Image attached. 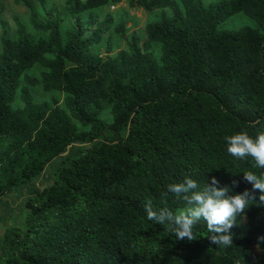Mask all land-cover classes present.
<instances>
[{
  "label": "trees",
  "instance_id": "16d2710c",
  "mask_svg": "<svg viewBox=\"0 0 264 264\" xmlns=\"http://www.w3.org/2000/svg\"><path fill=\"white\" fill-rule=\"evenodd\" d=\"M14 1L39 34L0 32V206H24L0 264H264V0H127L161 15L104 55L124 20L93 9L120 0H64L63 31Z\"/></svg>",
  "mask_w": 264,
  "mask_h": 264
},
{
  "label": "rangeland",
  "instance_id": "374dc122",
  "mask_svg": "<svg viewBox=\"0 0 264 264\" xmlns=\"http://www.w3.org/2000/svg\"><path fill=\"white\" fill-rule=\"evenodd\" d=\"M32 7L37 11L41 17H47V10L53 5L58 6L60 11L59 15L62 18L61 30L63 31L68 22L70 16L65 14L63 10L64 0H44L43 4H39L36 0H30ZM207 1V0H206ZM93 12L97 15L96 21L104 19L107 13H110L114 19V22L118 21L119 18H123L125 26L126 38L119 37L113 27L111 26L102 36L100 43L94 45L92 48L94 51L104 55L106 52V41L109 38L111 40L112 48L109 53H114L119 48H128L131 36L133 33L137 35L138 42L141 44L146 39L145 26L147 23L157 20L160 15V10L146 11L140 7H129L127 0H120L117 3L111 5H103L93 9ZM88 11L84 12L83 18H87ZM18 17L27 27V30L38 35L39 33L31 26L29 22V9L20 3H16L14 0H0V20L4 23L0 24V32L4 27L6 29V36L14 38L16 36V24L15 17ZM243 25H254V22L242 13L235 14L228 20L220 24L223 29L238 28ZM95 24L85 30L86 33L90 32L94 28ZM151 50L155 56H159L158 44H152ZM43 67L39 64L32 66L25 71L26 74L31 76H37L39 71ZM30 93L34 101L47 100L50 101L52 98H57L60 103H63L64 94L56 90H44L41 86L35 85L30 87ZM17 105L22 104L19 100L16 101ZM101 117L104 119L110 118V113L105 110L101 113ZM215 203H209L207 206H214ZM202 207H190L185 208L183 211L191 214L198 213ZM24 211L23 199L22 198H11L10 202L4 207L0 206V230L3 226L11 221H15L20 218ZM13 221V222H14ZM252 264H262L260 261H254Z\"/></svg>",
  "mask_w": 264,
  "mask_h": 264
}]
</instances>
